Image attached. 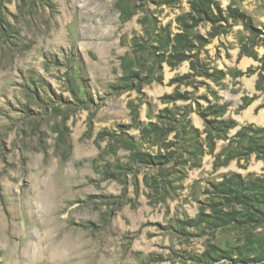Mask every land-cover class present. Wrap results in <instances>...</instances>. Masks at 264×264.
I'll use <instances>...</instances> for the list:
<instances>
[{
  "label": "rangeland",
  "instance_id": "1",
  "mask_svg": "<svg viewBox=\"0 0 264 264\" xmlns=\"http://www.w3.org/2000/svg\"><path fill=\"white\" fill-rule=\"evenodd\" d=\"M218 1L249 15L257 36L227 14L215 29L202 20L190 58L171 67L160 41L182 31L189 0H0V264H264V223L187 222L211 212L223 177L264 176L255 154L216 166L241 126L264 127V0ZM134 106L142 125L169 130L166 143L131 126ZM221 119L237 126L211 152L206 121ZM126 135L175 157L163 171L133 164ZM53 228L55 242L78 243L69 260L38 245ZM209 243L223 258H201Z\"/></svg>",
  "mask_w": 264,
  "mask_h": 264
},
{
  "label": "trees",
  "instance_id": "2",
  "mask_svg": "<svg viewBox=\"0 0 264 264\" xmlns=\"http://www.w3.org/2000/svg\"><path fill=\"white\" fill-rule=\"evenodd\" d=\"M189 5L190 10L178 17L182 31L173 36L167 34V36L165 35L166 39L160 41L162 48L159 50H163L161 61L167 62L171 67H175L178 63L190 58L187 52L193 46L192 37L190 36L191 29L202 20L210 21L213 24V29H215L216 24L223 20V14H227L229 18L242 20L250 32L257 36V29L254 27L251 17L237 7L228 5L224 9L218 0H189ZM121 16L124 20L128 17L123 9ZM218 33L219 31L217 30V32L212 34ZM198 38H202V36H198ZM134 44L139 45L140 43L135 42ZM127 76L131 78L129 73L126 74V78ZM162 79L163 76L160 75L158 80L161 81ZM172 81H176V79ZM263 83L264 74L261 72L257 82L258 90L263 89ZM175 96L168 95V98L174 99L176 98ZM247 104L248 102L246 101L243 107ZM226 108L225 105L219 106V109H216L215 112L218 116H222L225 114ZM161 116L159 115V118ZM92 117H90V129L92 127ZM131 118V126L140 129L142 138L148 139L152 144L162 145L166 143V136L169 130L164 128L159 122L150 121L147 125H142L137 106L131 109ZM236 126L237 123L234 120L206 121L207 141L210 151L213 152L215 150L217 139L223 136L226 137V133ZM98 138L102 140L105 138L111 139L108 143L109 146L114 142L107 131L99 132ZM119 139L121 138L116 141H119ZM121 140L124 144L123 147L130 152L129 158L133 164L152 165L163 171L164 165L175 157V150L157 154L138 150L134 139L129 135H126L125 139ZM221 154L222 158L218 157L216 159V166L226 165L234 159H244L251 154H255L260 159L264 158V127L254 124L241 126L229 138L228 146ZM103 172L105 173L104 179L114 178L124 183L121 174L115 173L110 169H106ZM149 186L153 192H157V185L153 184L152 181ZM212 195L217 198V201H211L209 205L211 212L207 213L205 209L200 211L198 216L187 221L190 226H200L204 223L208 227L234 224L236 227L241 228L242 225L248 227L264 223V176L244 177L241 173H232L213 185ZM218 250L215 244L209 243L208 249L203 252L201 258L206 261H209V259L215 260L218 257L223 258L222 255H218ZM214 254L217 256L213 257ZM238 254L241 256L243 253L240 251Z\"/></svg>",
  "mask_w": 264,
  "mask_h": 264
},
{
  "label": "bare ground",
  "instance_id": "3",
  "mask_svg": "<svg viewBox=\"0 0 264 264\" xmlns=\"http://www.w3.org/2000/svg\"><path fill=\"white\" fill-rule=\"evenodd\" d=\"M56 236H57L56 229L53 228L47 232V236H46L47 239L46 240H44V238H42V237H37L39 240V242H38L39 244L38 243L37 244L43 245V243H45L46 250L48 251L50 258L53 261H63L65 258H67L66 260H69L71 258L69 256L72 255L71 253H73V251L74 252L77 251L78 243H71V242H69V240H62L60 242H55L54 239L56 238ZM33 237H34V234H33ZM33 250L35 251V247H33V245L30 244L29 245V251H27V253L32 252ZM66 254H67V256H66Z\"/></svg>",
  "mask_w": 264,
  "mask_h": 264
}]
</instances>
